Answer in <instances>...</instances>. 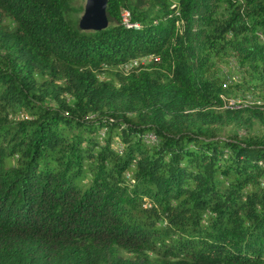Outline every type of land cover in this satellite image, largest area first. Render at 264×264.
<instances>
[{
    "label": "trees",
    "instance_id": "1",
    "mask_svg": "<svg viewBox=\"0 0 264 264\" xmlns=\"http://www.w3.org/2000/svg\"><path fill=\"white\" fill-rule=\"evenodd\" d=\"M72 1L0 0V264H264V0Z\"/></svg>",
    "mask_w": 264,
    "mask_h": 264
},
{
    "label": "water",
    "instance_id": "2",
    "mask_svg": "<svg viewBox=\"0 0 264 264\" xmlns=\"http://www.w3.org/2000/svg\"><path fill=\"white\" fill-rule=\"evenodd\" d=\"M108 0H86L83 12L78 20V27L84 31H98L109 24L106 7Z\"/></svg>",
    "mask_w": 264,
    "mask_h": 264
},
{
    "label": "rangeland",
    "instance_id": "3",
    "mask_svg": "<svg viewBox=\"0 0 264 264\" xmlns=\"http://www.w3.org/2000/svg\"><path fill=\"white\" fill-rule=\"evenodd\" d=\"M85 1L86 0H73L71 3L73 7L82 9V11L77 13L78 19L83 12ZM221 75L225 78L227 82H230V81L239 80L241 73L240 71L237 70L236 65L234 63H231V64H228L222 67ZM227 100L231 104H234L235 102L241 101V97L240 96L235 97L233 94H231L230 96L227 97ZM235 108L238 109L237 106H235ZM258 128H259V125L257 124L256 121L254 122L253 120L252 123H245L244 125L238 124L228 129L235 131L239 135V137H243L248 133L256 132Z\"/></svg>",
    "mask_w": 264,
    "mask_h": 264
},
{
    "label": "bare ground",
    "instance_id": "4",
    "mask_svg": "<svg viewBox=\"0 0 264 264\" xmlns=\"http://www.w3.org/2000/svg\"><path fill=\"white\" fill-rule=\"evenodd\" d=\"M124 14L129 15L128 11H123ZM127 26H134V27H139V25L137 23H131V22H125ZM137 64V63H135ZM153 139V138H152Z\"/></svg>",
    "mask_w": 264,
    "mask_h": 264
},
{
    "label": "built area",
    "instance_id": "5",
    "mask_svg": "<svg viewBox=\"0 0 264 264\" xmlns=\"http://www.w3.org/2000/svg\"><path fill=\"white\" fill-rule=\"evenodd\" d=\"M122 16H123V21H124V22H130V21H129V15H126V14L122 13ZM136 63H137V62H136ZM133 64H135V63H133Z\"/></svg>",
    "mask_w": 264,
    "mask_h": 264
}]
</instances>
